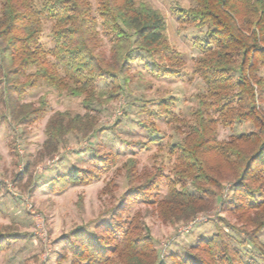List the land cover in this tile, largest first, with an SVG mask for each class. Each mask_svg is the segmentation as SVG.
<instances>
[{
	"label": "trees",
	"instance_id": "1",
	"mask_svg": "<svg viewBox=\"0 0 264 264\" xmlns=\"http://www.w3.org/2000/svg\"><path fill=\"white\" fill-rule=\"evenodd\" d=\"M173 13L180 24L202 31L194 40L201 53L193 73L205 88L196 95L185 135L169 146L179 164V178L168 181V195L157 201L158 216L165 222L186 220L204 210L201 196L216 198L223 208L244 218L240 226L222 217L218 221L244 235L243 243L263 261L264 244L257 233L264 227V0H192L191 6L176 7ZM42 17L52 21L54 45L50 49L40 42ZM165 22L157 9L134 0H95L94 4L90 0H41L39 5L35 0H2L0 104L5 115L13 123L41 118L47 107L45 97L37 100L36 107L21 102L25 92L41 82L83 96L87 112L94 104L108 105L124 93L129 97L134 80L130 71L136 60L154 77L180 76L183 61L166 39ZM173 104L172 97L159 102L165 118L179 121L167 108ZM242 121L253 129L218 143V123L227 126ZM95 131V119L87 113L55 111L46 124L41 153L57 152L70 135L87 137ZM159 140L150 137L148 142ZM148 142L140 147L147 148ZM90 159L95 168L108 170V160L97 149ZM123 167L125 190L101 213L92 233L79 225L64 238L70 264H262L252 256L243 260L231 235L219 226L182 253L159 255L147 226L136 215L129 218L128 212L134 202L153 204L152 190L160 187L161 177L153 173L137 182L136 161L131 157ZM224 169L227 177L221 175ZM93 173L74 167L49 179V190L85 184ZM225 181L232 185L224 198L219 192ZM9 234L0 231V248Z\"/></svg>",
	"mask_w": 264,
	"mask_h": 264
},
{
	"label": "rangeland",
	"instance_id": "2",
	"mask_svg": "<svg viewBox=\"0 0 264 264\" xmlns=\"http://www.w3.org/2000/svg\"><path fill=\"white\" fill-rule=\"evenodd\" d=\"M35 1L39 5L41 0ZM134 1L144 2L163 14L166 39L183 61L181 75L157 78L136 60L130 71L134 73L130 84L132 95L127 97L124 93L108 105L94 104L88 112L83 107V96L60 92L41 82L21 97L22 103L29 102L34 107L41 97L47 101L45 114L28 123L10 122L0 104V231L11 233L0 248V264H70L71 255L64 238L79 225H85L92 233L101 213L110 209L125 190L127 181L123 164L130 157L136 161L137 182L153 173L161 177L160 187L152 190L153 204L134 202L128 212L129 218L136 215L139 222L147 226L159 255L182 253L198 239L210 237L219 226L231 235V242L243 260L252 256L264 264L254 248L243 243L244 235L229 230L225 223L218 221V217H222L240 226L244 218L232 209L223 208L216 198L211 200L201 196L199 203L204 201V210L186 220L165 222L158 216L157 201L168 195V181L179 178V164L175 155L169 152V146L185 135L186 122L190 121L191 112L197 105L196 95L205 88L201 78L193 73L195 60L201 53L194 40L202 35V31L180 24L173 13L176 7L191 6L192 0ZM90 2L94 4L95 0ZM42 22L40 42L50 49L54 45L50 35L52 21L42 17ZM104 43L107 52L105 38ZM171 97L173 107L167 108H171L179 121H170L161 112L160 100ZM55 111H69L73 115L87 113L94 117L96 131L87 137L70 135L57 152L42 154L44 130ZM211 115L217 117L214 111ZM252 129L245 121L227 126L218 123L216 137L218 143L223 144L231 136L237 137ZM150 137L160 140L149 143ZM147 142V148L140 147L141 143ZM96 149L108 160V170L101 171L93 166L90 158ZM74 167L94 172V176L85 184L69 185L56 192L49 190V179L72 172ZM221 175L227 177V170L224 169ZM231 185L232 182H223L219 194L225 198L231 192ZM190 190L193 191L191 187ZM257 238L264 244V227L257 233Z\"/></svg>",
	"mask_w": 264,
	"mask_h": 264
}]
</instances>
